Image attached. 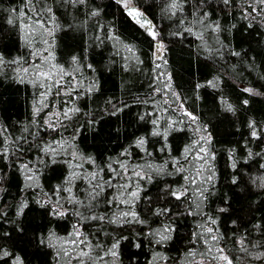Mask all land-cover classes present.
Here are the masks:
<instances>
[{
    "label": "trees",
    "instance_id": "obj_1",
    "mask_svg": "<svg viewBox=\"0 0 264 264\" xmlns=\"http://www.w3.org/2000/svg\"><path fill=\"white\" fill-rule=\"evenodd\" d=\"M129 5L0 0V264H264V0Z\"/></svg>",
    "mask_w": 264,
    "mask_h": 264
},
{
    "label": "rangeland",
    "instance_id": "obj_2",
    "mask_svg": "<svg viewBox=\"0 0 264 264\" xmlns=\"http://www.w3.org/2000/svg\"><path fill=\"white\" fill-rule=\"evenodd\" d=\"M123 5H129V0H121ZM161 47V43L159 42V44L157 45L156 49H155V53L159 52ZM49 48L44 44V46H42V49L40 50H35V60L34 61H30L29 63L23 65L20 70L24 71L26 74H28L31 77H36L37 80L40 81V83L42 84V91H40V93L38 95H36V98L34 99L36 106H42L45 104V95H46V90L48 87V84L50 83V81L55 82L56 79L53 78V73L56 71L54 65H52V60L51 58H49V54H48ZM51 60V61H50ZM46 113L53 115L56 114V110L52 107V109L50 110V108H48L46 110ZM224 258L226 261V264H229V261H227V258L225 257V255L220 254L219 258L217 259V264H221V259Z\"/></svg>",
    "mask_w": 264,
    "mask_h": 264
},
{
    "label": "water",
    "instance_id": "obj_3",
    "mask_svg": "<svg viewBox=\"0 0 264 264\" xmlns=\"http://www.w3.org/2000/svg\"><path fill=\"white\" fill-rule=\"evenodd\" d=\"M124 10H126L127 13L130 15V17L133 18L134 20L141 22L146 27L150 26V22L149 20H147L144 12L137 10L136 8L133 7V5H125ZM220 262L221 264H226V261L224 258H222Z\"/></svg>",
    "mask_w": 264,
    "mask_h": 264
}]
</instances>
